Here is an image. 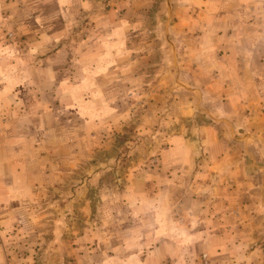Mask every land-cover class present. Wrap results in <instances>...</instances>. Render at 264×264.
<instances>
[{
	"label": "rangeland",
	"instance_id": "obj_1",
	"mask_svg": "<svg viewBox=\"0 0 264 264\" xmlns=\"http://www.w3.org/2000/svg\"><path fill=\"white\" fill-rule=\"evenodd\" d=\"M239 1L0 0V76L45 98L14 154L41 197L0 225L1 254L119 264L163 206L204 234L167 249L183 264H264V85L233 109L213 85L221 45L264 54V0Z\"/></svg>",
	"mask_w": 264,
	"mask_h": 264
},
{
	"label": "crops",
	"instance_id": "obj_2",
	"mask_svg": "<svg viewBox=\"0 0 264 264\" xmlns=\"http://www.w3.org/2000/svg\"><path fill=\"white\" fill-rule=\"evenodd\" d=\"M208 1L210 2V0H207V2ZM246 1L250 0H240L236 3ZM223 36L224 34L219 36V39L224 41ZM228 44L229 43L220 46L222 50L230 53V57L223 62L224 66H222V69L219 68L222 73H224V76L219 73L220 79L217 82L213 79V85H217L218 87L227 85V87L231 88L227 100L229 99L230 109H233L237 100H243L245 102L244 99L252 100L256 98L255 95H261L263 93V90L261 92L259 91L264 85V54L262 55L256 50H251L248 52V55H245L237 44L227 47ZM220 51L221 50H219V52ZM215 54H217V52L210 55L215 57ZM241 57H244V60H239ZM214 63L217 64V62H211L210 65ZM200 67L201 66L198 65L196 68ZM210 67H206L205 70ZM202 77L203 76L200 78ZM13 80H10V78L6 76H0V225L3 228L15 226V222L12 220L18 222L24 212L26 213L27 210L34 209L35 206H25L23 200L36 197L37 195L38 198L41 197L39 195L41 190L39 194H37L35 190L38 188V181L42 178L36 180L35 177V180L32 181H21L20 176L22 172H20L18 168L19 159L17 156H14V154L21 148V144L25 142V136L24 133H22L24 130H21L25 120L29 117L30 112L33 114H35V112H41L42 99L45 98L44 95L42 97L36 96L37 98L31 97L30 94L27 96L21 89L22 85L25 84V78L21 80V77L17 76ZM203 81L205 83V80ZM254 87H257V91H255ZM65 95L71 96V92L65 93ZM60 96H62V93ZM243 96L244 99H242ZM27 102L33 103L29 104ZM180 147L182 148L180 143L175 144V148ZM4 150H7L10 154H5ZM220 158L218 154L216 156L217 160L213 164L221 167L223 164L220 165L222 161ZM178 160L179 159L176 161ZM166 161L167 160H164V162ZM56 178L57 176L55 179ZM45 181L46 178H44L43 182ZM155 207V223L153 222V224L154 229L158 230V232L156 231L157 239L155 244L153 245L154 242L150 240L149 236L145 237L142 241L144 245H141L139 241L137 250L117 256L116 260L119 264H165V262L169 260L173 262L178 261L180 264H183V258L178 257V255H171L167 249L172 245L189 246L192 244L196 245L203 241L204 234L198 232V229H190V221L188 223L177 224L173 216L168 214L166 208L162 206L163 210H159L158 206ZM195 209L196 208L189 210L185 209V212L184 210L183 212L189 217L191 216V211ZM155 213H157V217ZM194 213H198V210L194 211ZM192 216H194V214H192ZM201 228L204 227L201 226L199 230ZM141 229L143 230V234L147 235L144 233V228L141 227ZM1 244L5 245V240L1 239ZM14 259L15 257H11V253L8 251H6V253L3 252V254L0 253V264H23L18 258L16 260Z\"/></svg>",
	"mask_w": 264,
	"mask_h": 264
}]
</instances>
